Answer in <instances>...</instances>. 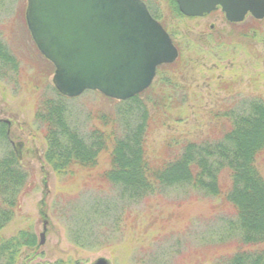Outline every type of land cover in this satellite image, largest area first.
I'll list each match as a JSON object with an SVG mask.
<instances>
[{
	"label": "rangeland",
	"instance_id": "1",
	"mask_svg": "<svg viewBox=\"0 0 264 264\" xmlns=\"http://www.w3.org/2000/svg\"><path fill=\"white\" fill-rule=\"evenodd\" d=\"M28 1L0 0V47L7 55L0 56V120L12 121L10 131L6 125L10 139L0 135V157L14 150L30 175L24 189L28 193L21 194L22 207L1 234L12 238L31 229L37 237L36 246L25 248L16 264H91L100 257L113 264H210L203 259L220 256L212 252L221 244L218 235L237 219L234 206L224 198L184 186L136 202L96 180L97 173L90 176L81 166L70 172L47 159L46 125L37 121L44 96L57 98L58 92L68 97L73 127L88 139L96 127L110 131L118 126L122 131L126 123L118 113L121 105L101 92L86 90L70 97L59 91L56 67L40 51L30 30ZM143 1L179 49L178 58L165 63L176 64L174 71L162 74L158 68L154 89L143 98L168 104L162 111L150 104L148 152L157 159L165 155L170 140L207 135L214 123L210 111H247L253 102L264 100V19L248 15L232 25L221 8L205 17L187 16L179 8L184 16H177L172 0ZM172 76L180 86L166 83ZM141 110L136 108L129 118L132 126L138 124ZM104 115L111 119L108 126L101 123ZM107 157L106 152L99 156L98 173L110 167ZM257 166L264 177V153ZM95 205L103 211L109 206L104 219L95 217ZM78 216L86 219L85 239L92 236L86 247L71 235L79 230ZM45 228L46 243L40 246ZM234 242L224 240L219 250L226 247L219 254L233 253Z\"/></svg>",
	"mask_w": 264,
	"mask_h": 264
},
{
	"label": "trees",
	"instance_id": "2",
	"mask_svg": "<svg viewBox=\"0 0 264 264\" xmlns=\"http://www.w3.org/2000/svg\"><path fill=\"white\" fill-rule=\"evenodd\" d=\"M172 5L177 16H184L176 0H172ZM0 52V56L7 57L2 48ZM175 66L165 64L159 67V71L162 74L173 72ZM165 81L168 85L180 86L175 76ZM152 89L153 86L126 101L107 97L121 105L118 113L123 116L126 125H122V131L117 130L118 126L110 131L96 127L90 139L79 128L73 127L65 102L68 97L58 92L57 98L42 97L37 121L46 125L47 159L59 162L63 165L62 169L70 172L81 166L90 176L93 172L97 173L96 180L118 188L121 198L136 202L166 189L184 186L205 195L222 197L234 206L237 219L218 235V243L221 244H216L212 252L220 256L208 255L203 260L210 264H264V177L257 166L259 157L264 153V100L253 102L247 111H210L214 123L207 135L200 139L184 136L170 140L164 148L165 155L163 153L153 159L147 144L152 130L150 104L152 107L156 104L155 107L161 111L168 104L164 102L160 105L150 96L143 99ZM136 108L142 109L141 115L139 122L135 121L138 124L132 126L133 119H130ZM107 116L101 117L104 126H108L111 120ZM216 120L221 123H215ZM6 125L0 122V135L7 140L10 137L7 136ZM103 152L108 154L110 167L98 173V160ZM23 165V157L14 150L0 157V264H16L25 248H34L37 244L36 234L31 229L22 230L12 238L1 234L13 220L15 211L22 207L21 194L28 193L24 189L29 185V168ZM62 169L58 170L61 172ZM223 180L228 183L222 184ZM99 187L102 188V185ZM92 209L96 218L104 219L109 206H104V211L99 205ZM81 216L76 222L79 230L71 235L76 243L86 247L90 242L87 240H91L92 236L87 235L86 240L82 234H86L87 223ZM229 238L235 239L233 253L221 256L220 250L226 246L220 250L219 247Z\"/></svg>",
	"mask_w": 264,
	"mask_h": 264
},
{
	"label": "water",
	"instance_id": "3",
	"mask_svg": "<svg viewBox=\"0 0 264 264\" xmlns=\"http://www.w3.org/2000/svg\"><path fill=\"white\" fill-rule=\"evenodd\" d=\"M177 1L192 17L221 6L231 22L244 21L248 13L264 18V0ZM27 20L38 48L56 66L57 88L70 97L92 89L127 100L152 84L159 65L179 56L143 0H29ZM45 238L46 228L41 245ZM91 264L113 263L100 257Z\"/></svg>",
	"mask_w": 264,
	"mask_h": 264
},
{
	"label": "flooded vegetation",
	"instance_id": "4",
	"mask_svg": "<svg viewBox=\"0 0 264 264\" xmlns=\"http://www.w3.org/2000/svg\"><path fill=\"white\" fill-rule=\"evenodd\" d=\"M3 123H6L7 124L8 128H9V131H10V129L12 127V121H11V119H7V121L6 122H3Z\"/></svg>",
	"mask_w": 264,
	"mask_h": 264
}]
</instances>
